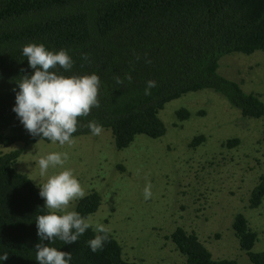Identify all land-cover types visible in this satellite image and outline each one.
<instances>
[{
  "label": "trees",
  "instance_id": "trees-1",
  "mask_svg": "<svg viewBox=\"0 0 264 264\" xmlns=\"http://www.w3.org/2000/svg\"><path fill=\"white\" fill-rule=\"evenodd\" d=\"M28 43L53 52L66 50L74 66L70 72L58 69L65 76L95 73L100 78V107L78 118L73 138L92 135L86 125L96 121L111 132L117 150L127 149L137 136L159 139L166 132L158 116L165 105L202 90L220 95L244 118H264L260 96L245 93L218 72L225 56L264 54V0H0V146L11 149L0 153V255L9 256L0 264H37V243L70 252L69 264H138L124 259L111 233L103 249L93 253L86 243L97 234L91 226L71 245L59 239L41 241L36 234V217L48 209L39 187L16 170L21 150L12 149L16 144L50 142L31 136L12 111L21 77L33 72L22 55ZM85 55L88 60L82 59ZM145 57L151 63H145ZM117 76L122 85L115 83ZM149 80L157 87L145 96ZM176 116L183 122L190 114L181 109ZM204 141L197 136L190 146ZM238 145L239 140L232 139L224 147ZM263 200L264 172L249 207L257 209ZM100 205L99 195L90 193L75 211L87 218ZM232 229L250 262L264 264V252H252L257 235L243 215L235 216ZM168 239L185 264H237L213 259L198 236L182 228Z\"/></svg>",
  "mask_w": 264,
  "mask_h": 264
},
{
  "label": "rangeland",
  "instance_id": "rangeland-1",
  "mask_svg": "<svg viewBox=\"0 0 264 264\" xmlns=\"http://www.w3.org/2000/svg\"><path fill=\"white\" fill-rule=\"evenodd\" d=\"M218 72L264 102L263 53L225 56ZM181 109L190 114L183 122L176 116ZM158 116L165 135L155 140L137 136L124 150L115 148L108 130L73 138L71 146L16 144L12 149L21 150V155L15 168L40 187L47 176L39 175L38 160L67 152L63 168H50L47 175L71 169L88 195L99 194L101 205L90 216L91 227L95 230L97 223L110 227L128 261L185 264L168 239L176 228H183L198 236L213 259L252 264L241 251L232 224L236 215H243L257 235L252 252H264V200L257 209H249L251 192L264 172V118L242 117L209 90L167 103ZM197 136L205 141L193 148L190 144ZM232 139L239 145L225 148ZM9 150L0 146V153ZM149 182L152 197L145 200L143 189ZM80 200L67 211H75Z\"/></svg>",
  "mask_w": 264,
  "mask_h": 264
},
{
  "label": "clouds",
  "instance_id": "clouds-1",
  "mask_svg": "<svg viewBox=\"0 0 264 264\" xmlns=\"http://www.w3.org/2000/svg\"><path fill=\"white\" fill-rule=\"evenodd\" d=\"M22 55L26 57L28 67L33 72L30 76L26 74L21 77L12 111L31 136L61 146H71L75 142L73 134L78 131V118L87 117L93 108L100 107L99 76L95 73L71 76L61 74L58 69L70 72L74 66L72 57L64 49L53 52L43 44L28 43L22 47ZM82 59L88 60L87 55ZM145 63L151 61L145 57ZM125 79L131 82L132 77L126 74ZM123 82L119 76L115 77L117 85ZM155 87L156 81H147L144 95H151V89ZM86 127L93 136H99L104 131L96 121H90ZM68 158L67 152H52L38 160L39 175L47 176L39 187V196L44 200L48 213L38 215L35 221L36 234L41 241L59 239L65 245H71L91 226L90 216L85 218L76 211H67L73 201L88 195L73 171L65 169L47 175L50 168H63ZM151 189L149 182L143 189L145 200L152 197ZM95 231L97 234L94 238L86 242L93 253L103 249L111 229L97 223ZM34 250L37 264H69L72 259L70 252L59 251L44 243H37ZM8 258L7 253L0 255V260L6 261Z\"/></svg>",
  "mask_w": 264,
  "mask_h": 264
},
{
  "label": "flooded vegetation",
  "instance_id": "flooded-vegetation-1",
  "mask_svg": "<svg viewBox=\"0 0 264 264\" xmlns=\"http://www.w3.org/2000/svg\"><path fill=\"white\" fill-rule=\"evenodd\" d=\"M259 179V178H258ZM91 193H94V192H91ZM90 194V193H89ZM99 195V194H98ZM263 202V201H262ZM249 209H251L250 207H249ZM247 220V219H246ZM249 225V224H248ZM177 229V228H176ZM183 229V228H182ZM185 230V229H184ZM175 231V230H174ZM169 238V237H168ZM242 251V250H241ZM185 260V259H184Z\"/></svg>",
  "mask_w": 264,
  "mask_h": 264
}]
</instances>
